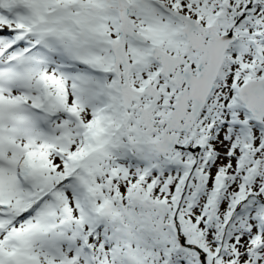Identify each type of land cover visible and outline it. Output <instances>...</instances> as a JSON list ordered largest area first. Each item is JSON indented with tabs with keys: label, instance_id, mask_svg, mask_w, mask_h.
<instances>
[{
	"label": "snow or ice",
	"instance_id": "obj_1",
	"mask_svg": "<svg viewBox=\"0 0 264 264\" xmlns=\"http://www.w3.org/2000/svg\"><path fill=\"white\" fill-rule=\"evenodd\" d=\"M0 264H264V0H0Z\"/></svg>",
	"mask_w": 264,
	"mask_h": 264
}]
</instances>
